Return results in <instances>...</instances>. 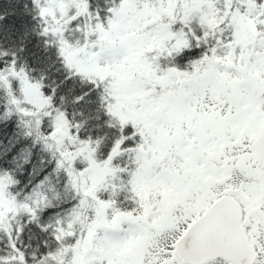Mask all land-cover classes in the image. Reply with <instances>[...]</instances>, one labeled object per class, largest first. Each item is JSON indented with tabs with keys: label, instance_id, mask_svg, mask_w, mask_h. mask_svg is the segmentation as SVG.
Returning a JSON list of instances; mask_svg holds the SVG:
<instances>
[{
	"label": "snow or ice",
	"instance_id": "6c2138e0",
	"mask_svg": "<svg viewBox=\"0 0 264 264\" xmlns=\"http://www.w3.org/2000/svg\"><path fill=\"white\" fill-rule=\"evenodd\" d=\"M0 264H264V0H0Z\"/></svg>",
	"mask_w": 264,
	"mask_h": 264
}]
</instances>
